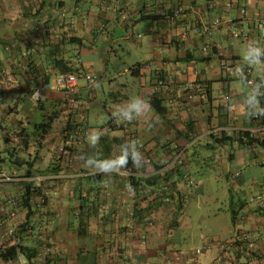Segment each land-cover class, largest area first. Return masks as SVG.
Wrapping results in <instances>:
<instances>
[{"label":"crops","instance_id":"1","mask_svg":"<svg viewBox=\"0 0 264 264\" xmlns=\"http://www.w3.org/2000/svg\"><path fill=\"white\" fill-rule=\"evenodd\" d=\"M209 1L0 0V73L12 78L0 86V129L26 130L30 135L36 132L35 137H28L29 143L9 145L0 130V172L20 178L19 182L0 184V207L5 206L7 197H21L27 183L48 194L46 208L34 206L29 212L20 207L17 217L0 229V244L9 227L21 220L30 222L22 243L39 252L38 261L46 246L45 236L51 234L54 246H48L54 256L42 264H215L222 250L224 264H264V210H259L255 201L264 183L251 170L259 165L264 149L241 148L235 141L220 147L211 136L223 130L225 137L232 138L235 130L253 129L246 112L264 108V56L256 65L243 59L246 46L254 41L264 46L259 30L264 0H241L246 15L238 8L225 7V0H216L218 6L211 10ZM178 8H183V13L176 17L173 13ZM215 17L224 25L209 40L190 31L193 25ZM47 22L51 33L43 35L38 23ZM71 29H75L72 35L79 39L77 44L62 41ZM238 29L246 36L233 38ZM145 34L150 35V50L136 63L141 64L140 69L133 71L132 66L120 63L121 55L128 50L144 51ZM208 44L215 50L210 56L203 49ZM56 60L99 76L94 88L80 79L76 99L84 106L89 136L95 133L100 139L94 147L87 139L74 154L82 161L73 165L58 147L81 105L75 108L70 98L57 91H47L39 103L31 99V89L42 73L48 71L52 77L61 73ZM223 62L252 68L262 88L227 77L221 69ZM185 84H201L202 91H195L194 100H187ZM137 96L147 101V109L131 122L122 120L121 109ZM250 96L255 100L250 101ZM38 112L45 113L44 118L31 129ZM53 113L58 116L54 124L64 118L63 126L41 134L36 125ZM194 136L199 140L186 154L184 167L157 182L165 187L176 182L189 201L202 192L203 184L193 173L196 157L201 149L211 150L212 162L222 167L226 183L247 191L240 212L234 211V229L227 237L204 226L202 220L195 222L191 215L180 217L174 204L158 205L143 219L135 208L144 195L131 191L126 175L84 176L101 171L97 162L118 160L126 147L131 155L140 151L146 163L137 168L131 160L121 171L132 169L142 182L157 177L158 169ZM46 144L48 148L41 154L37 146ZM231 152L235 156L228 159ZM180 169L196 181L195 186L188 185ZM238 171L241 174L236 176ZM50 176L54 179L44 181ZM80 220L86 224L81 229ZM184 226L188 227L187 236L181 232ZM192 227L199 230L194 233ZM0 264L12 263L0 258Z\"/></svg>","mask_w":264,"mask_h":264},{"label":"built area","instance_id":"2","mask_svg":"<svg viewBox=\"0 0 264 264\" xmlns=\"http://www.w3.org/2000/svg\"><path fill=\"white\" fill-rule=\"evenodd\" d=\"M241 0H225L224 4L225 7L228 9L238 8L240 11V14L246 15L247 14V7L245 5H240L239 3ZM218 6V2L216 0H210L209 1V8L211 10H216ZM183 13V8H178L173 14L174 16L178 17ZM39 28L42 32L46 33L48 31V28L45 26H41L40 23ZM224 25V22L221 18L215 17L210 22L201 21L200 23L193 25L190 27V31L198 36H201L207 40L210 39V37L218 31L222 26ZM262 26H264V12L262 13L260 17L259 22V30L261 39L264 43V30H262ZM245 31L243 29H238L235 32L232 33V37L239 39L241 37H245ZM204 51L207 53L211 49V46L208 44L204 48ZM221 69L227 77H238L240 79H243L246 84L250 87H254L256 89H260L262 87V84L257 81V79L253 76V69L247 66H234L230 63L223 62L221 64ZM0 77L3 79L0 81V86H4L6 83L11 82L12 78L8 74H5L4 72L0 73ZM80 79H84L88 86L90 88H94L99 83V76L96 75L93 72L87 71L85 69H80L78 71H71L66 73H60L58 75H55L54 77L51 76V74L46 71L42 73L39 81L36 83V85L31 89V99L34 103H39L42 99L44 94L47 91H57L60 92L66 97L70 98V102L75 105V108L80 107L81 103L76 99V95H78L80 86L79 81ZM183 91L187 94V100H194V92L195 91H202V85L201 84H185L182 85ZM82 109L80 113L75 112V122L73 121L72 125L67 128L65 131L62 140L59 144V152L64 157L69 165H73L76 161L77 163H80L82 158L80 156L75 157V153H79L82 148L86 145L87 139L90 133L88 123L84 117V106H82ZM258 118V117H255ZM249 131L252 135H258V134H264V128H253L246 130ZM217 134L220 136H224L226 131L219 130L216 131ZM9 137L12 141L18 142L19 138L13 134H9ZM198 141V137H194L191 141H189L185 146H183L177 154H175L170 161H168L161 169L157 171V174H163L166 172H170L172 170H176L177 168L184 167V161L186 160V154L188 153L189 149L192 145H194ZM259 165H264V155L260 157L257 161ZM183 171V169H180ZM103 171H94L93 173H84V176H93V175H99L104 174ZM119 174L126 175L128 177H135L136 174L133 171H120ZM241 174V171H238L236 173V176H239ZM188 185L195 186L196 181L188 175V172L184 170L183 176H182ZM53 177H47L44 179V181L53 180ZM20 181V178L12 175V174H6L4 172H0V184H6V183H12V182H18ZM131 191H134L133 188H131ZM166 201H169V198H165ZM48 201V194L45 192L42 195H38V206L44 207V204ZM255 201L257 203V206L260 210H264V188L260 190L258 195L255 198ZM5 206L0 207V229L7 223H9L11 220H14L17 215L18 211L21 207V201L17 200L15 197H7L5 200ZM39 208V207H38ZM45 208V207H44ZM153 223L151 222L150 225ZM20 228V223L14 222L11 227L8 229V236L12 238V240H17V233ZM48 237V236H47ZM49 238V241H51V238ZM147 237L146 235L142 236V241H146ZM197 253H200V250L198 249L196 251ZM23 258L20 257L19 261L22 264ZM226 262V254L222 250L220 255L217 257L215 264H224Z\"/></svg>","mask_w":264,"mask_h":264},{"label":"trees","instance_id":"3","mask_svg":"<svg viewBox=\"0 0 264 264\" xmlns=\"http://www.w3.org/2000/svg\"><path fill=\"white\" fill-rule=\"evenodd\" d=\"M42 26H45L48 28V31L46 33L42 32L40 29L43 35H48L51 33V27H49L48 22L46 24L42 23ZM70 31H69L70 32L69 34L67 33L63 34L62 41H65L71 44H77L79 42V39H77L74 35H72V33L75 32V29H71ZM214 52H215L214 49H210L209 52H207V54L210 56V54ZM55 67L61 73L78 71L82 69V67L73 69L63 60H56ZM140 67H141V64H136L131 67V70L136 71V70H139ZM39 77H41V75ZM261 101L264 102L263 96L261 97ZM152 104L154 107L157 108L156 101H152ZM57 118H58L57 113H53L47 116L45 115L44 122H42L40 125H36V127L39 131L42 132L41 134L43 133L47 134L53 130L54 122L55 120H57ZM249 120H250L249 125L251 127L253 128L263 127L264 128V116H259L258 118L252 117V118H249ZM72 123L73 122H71L67 127H70ZM0 130L5 132V134L7 135V139L9 140V143H8L9 145H19V144H23L24 142L29 143L28 137L31 135L34 136L36 133V132H33L30 135L29 133H27L26 130L24 131L17 130V129L7 130L6 128L4 129L2 128ZM10 133L17 136L19 138V141L18 142L12 141L9 138ZM23 133L27 135L24 136ZM211 136L214 139L215 144H218V146L220 147H223L224 145H226L227 142L235 141L238 147H241V148L264 149V134L252 135L249 131H246V130H235L233 132L232 138L225 137V136L222 137L220 135H215V134H211ZM194 137H197V136H194ZM192 139H190L189 141H191ZM125 153H127L128 155V160H129L128 164H129V162L132 160V155L126 147L124 148L123 154ZM234 156H235V153L231 152L228 155V159H233ZM213 160L214 159L211 158V161ZM163 166L164 165H162L159 169H161ZM129 171H133V170L129 169ZM173 171L174 170L163 173V174H156L157 177H152L153 179L151 177L145 178V181L143 182H142L143 179H136V177H129L131 188H133L134 190H137L139 193H143L144 195L142 200H140L137 203L136 208H135V213L141 215L142 218L144 219L146 218V215L152 212L158 205L162 206V205L174 204L175 207L177 208L176 210L177 214H181V212L185 209L186 204L188 203V197L183 195V192H181L180 188H178L176 182H170V184L167 185L166 187L162 186L161 183L158 184L157 182L158 179H162L165 176H169ZM183 173H181V177L183 176ZM101 175L103 174L94 175V176H91L90 178H97ZM12 183H15V182H12ZM43 193L45 192L43 191L41 187H36V186L31 185L30 183H27V187L24 190V194L21 197H15V198L21 201L22 207H25L29 212H31L34 206L35 208L38 206L37 205L38 195H42ZM165 198H169V201H166ZM33 200L36 201V203H34L35 205H33ZM47 204H48V201H46V203L44 204L45 208ZM235 218H236V215L233 211L232 220L235 221ZM79 224H83L82 226L80 225V229L86 225L82 220L79 221ZM28 225H30L29 221H25L23 224L20 225V228L17 233V240L14 241L12 240V238H7V240L2 244V247H0V258L3 262H6V263L18 262L19 258L22 257L25 260V264H35L34 260L38 258L39 252L36 249L28 248L22 243V236L26 234L27 231L29 230L27 228Z\"/></svg>","mask_w":264,"mask_h":264},{"label":"rangeland","instance_id":"4","mask_svg":"<svg viewBox=\"0 0 264 264\" xmlns=\"http://www.w3.org/2000/svg\"><path fill=\"white\" fill-rule=\"evenodd\" d=\"M144 43L145 49L142 52H135L129 51L128 53L122 54V60L120 61L121 64H127L129 66L136 65L137 62L143 60L147 53L150 50V35H144ZM149 39V41H148ZM75 61V60H74ZM214 65H218V61H214ZM99 70V69H98ZM119 80V79H118ZM219 86L218 83L215 84V88ZM215 89V90H216ZM260 103V101H257ZM45 113L38 112L32 121V128L36 122L39 120L42 121L44 118ZM64 118L60 121L58 120L54 124V130H57L64 124ZM41 154L48 148V144L44 147H38ZM212 151L201 149L200 154L196 157V161L198 165L193 168V173L202 182V192L198 195L192 196L188 203L185 206V209L181 212L180 217L189 216L191 215L195 222L202 220L203 225L209 226L210 228L217 229L220 234H224L226 237L231 234L232 230L234 229V223L232 220V213L233 211L240 212V202H245L247 198V191L244 187L232 188L229 186L225 178L222 176V167L217 166V164L211 161ZM36 155H34V158ZM28 159L27 157H25ZM38 163L41 164L42 161L38 159ZM236 165V163H234ZM256 167H251L254 173V176L257 178L258 181L262 180L261 183H264V165H255ZM200 189V190H201ZM18 223L23 224L24 222L21 220ZM79 223V222H78ZM194 228V227H192ZM182 234L187 236L186 230L188 227H182ZM198 231L199 229L194 228L193 231ZM194 231V233H195ZM51 237L50 232L45 236V244L42 255L38 261L34 260L35 264H41L45 261L46 258H50V256H54L53 250L50 249V246H54V241H49L48 237ZM9 236H6L4 241H1L2 245ZM60 254H62L60 252ZM62 256V255H61ZM25 263V260H23ZM12 264H22L20 261L13 262Z\"/></svg>","mask_w":264,"mask_h":264},{"label":"clouds","instance_id":"5","mask_svg":"<svg viewBox=\"0 0 264 264\" xmlns=\"http://www.w3.org/2000/svg\"><path fill=\"white\" fill-rule=\"evenodd\" d=\"M262 30H264V26H262ZM261 56H264V46H261L258 41H254L253 44L246 46L243 59L250 65H256L260 64ZM249 100H255V97L250 96ZM147 107V101L138 96L133 97L130 99V102L127 104V106L121 109L122 120L131 122L133 119L139 118L145 112ZM246 116L248 118L264 116V108L246 112ZM99 139V135L95 133L88 136L90 145L93 147L98 144ZM137 142L139 141L137 140ZM128 161V155L125 153L122 154L118 160L113 161L110 158H107L103 161L97 162L95 166L109 175L112 173L118 174L122 169L126 168ZM88 163L92 164L93 162L89 160ZM132 163L134 167L137 168L144 166L146 162L144 160L143 154L140 151L134 152L132 154Z\"/></svg>","mask_w":264,"mask_h":264}]
</instances>
